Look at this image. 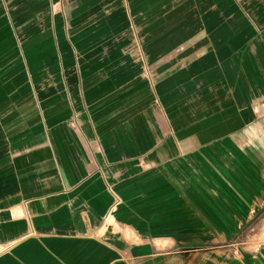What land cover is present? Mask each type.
Here are the masks:
<instances>
[{
  "label": "crops",
  "instance_id": "crops-1",
  "mask_svg": "<svg viewBox=\"0 0 264 264\" xmlns=\"http://www.w3.org/2000/svg\"><path fill=\"white\" fill-rule=\"evenodd\" d=\"M0 264H264V0H0Z\"/></svg>",
  "mask_w": 264,
  "mask_h": 264
}]
</instances>
